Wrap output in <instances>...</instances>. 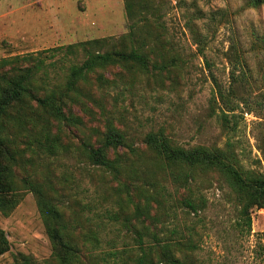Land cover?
<instances>
[{"label": "trees", "instance_id": "16d2710c", "mask_svg": "<svg viewBox=\"0 0 264 264\" xmlns=\"http://www.w3.org/2000/svg\"><path fill=\"white\" fill-rule=\"evenodd\" d=\"M123 2L125 33L0 58V213L8 216L25 193H33L52 249L41 263L18 252L0 264H198L192 233L160 237L151 227L180 207L197 213L205 204L202 188L214 181L227 188L248 226L252 210L264 208V172L245 167L232 142L183 146L164 129L150 130L138 141L114 124L102 92L118 88L122 93L141 83L178 85L189 67V57L167 33L166 0ZM246 4L259 7L264 0ZM195 12L204 16L198 8ZM216 15L224 17L213 11L208 18ZM185 25L201 44L203 36L190 17ZM253 45L264 51V35H256ZM232 57L230 76H250L244 55L235 50ZM65 58L71 61L63 69ZM92 104L105 113V129L95 142L82 138L79 156L117 181L118 208L112 211L134 233V245L122 250L102 249L104 227L95 206L70 191L68 176L50 159L70 149L61 140L62 127L83 124L75 108L91 114ZM9 249L0 227V256Z\"/></svg>", "mask_w": 264, "mask_h": 264}, {"label": "rangeland", "instance_id": "374dc122", "mask_svg": "<svg viewBox=\"0 0 264 264\" xmlns=\"http://www.w3.org/2000/svg\"><path fill=\"white\" fill-rule=\"evenodd\" d=\"M246 1L166 0L163 21L167 33L189 57V67L178 85L141 83L122 93L118 88L102 92L114 124L138 141L150 130L164 129L183 146L232 142L245 167L264 172V51L253 45L256 35H264V5L252 7ZM196 8L203 17L197 18ZM213 11L224 17L216 15L210 20L208 14ZM189 17L203 36L201 44L185 25ZM127 29L123 0H0V58L118 36ZM235 50L247 60L250 76H230ZM68 59H63V69L71 61ZM74 111L83 124L80 129L62 127L61 140L70 149L50 159L58 172L68 176L70 191L95 206L104 227L102 249L130 247L134 233L112 211L118 208L117 181L93 170L79 156L82 138L95 142L105 129V113L93 104L91 114ZM226 192L222 183L214 181L202 188L205 204L197 213L177 208L151 229L160 237L181 238L192 233L198 264H264V208L252 210L248 226ZM131 220L141 226L134 216ZM0 227L10 242L0 263L11 261L18 252L39 263L50 256L51 244L33 193H25L8 216L0 213ZM173 228L177 231L171 233Z\"/></svg>", "mask_w": 264, "mask_h": 264}]
</instances>
